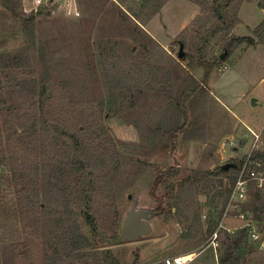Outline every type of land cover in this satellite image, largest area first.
I'll use <instances>...</instances> for the list:
<instances>
[{"label": "rangeland", "instance_id": "374dc122", "mask_svg": "<svg viewBox=\"0 0 264 264\" xmlns=\"http://www.w3.org/2000/svg\"><path fill=\"white\" fill-rule=\"evenodd\" d=\"M260 2L250 0L241 6V23L232 33L255 38L257 44L228 50L206 85L178 105L179 91L189 76L201 82L205 72L190 69L189 62L178 56L181 43L186 55L192 53L194 20L201 14L193 2L76 0L79 17L51 10L27 14L23 5L18 11L23 20L35 19L31 36L0 0V57L6 61L0 70V264H45L46 245L51 246V254L57 244L56 217H78L89 242V248L79 252H70L64 242L58 249L65 251V257L58 264H96L94 255L104 250H111L120 264H135L139 256L166 262L167 257L192 250L198 254L190 264L219 261L221 244L205 243L213 239L210 219L220 216L212 209L215 191L210 192L205 183L188 185L185 180L193 171L215 170L234 158L246 159L254 145L246 125L257 133L263 130L264 137V42L254 36L264 20ZM225 48V39H210L207 58L215 61ZM46 73L54 88L45 106L48 119L65 132L85 128L98 158L117 151L116 162L97 169L119 197L116 238L101 235L96 240L82 219L86 205L68 206L80 174L65 165L71 142L42 125L38 100L40 79ZM172 128L178 130L167 141L163 135ZM31 142H38L32 153L46 164L29 186L32 173L24 172L18 156ZM235 146L240 148L238 155ZM51 179L61 188L53 213L34 203L36 189L43 202L45 184ZM250 199L244 205V218L232 216L222 222L221 216L218 236L222 241L223 230L251 228L244 264H264V215L261 221L253 220ZM134 201L141 209L161 207L162 214L151 220V234L126 242L120 231ZM25 255L27 261L18 260Z\"/></svg>", "mask_w": 264, "mask_h": 264}, {"label": "trees", "instance_id": "16d2710c", "mask_svg": "<svg viewBox=\"0 0 264 264\" xmlns=\"http://www.w3.org/2000/svg\"><path fill=\"white\" fill-rule=\"evenodd\" d=\"M189 1L196 4L201 9V14L194 20L193 36L191 39L192 53L185 55L183 60L189 62L190 69L196 70L201 68L205 72L201 82H198L192 75L189 76V79L182 85L181 90L179 91V97L176 99L178 105H184L190 98L194 97L197 91L206 85L215 66L223 63L220 58H217L215 61H211L207 58V48L210 39L219 37L225 39L226 47L231 53L242 44H248L250 46H255L257 44L255 38L236 37L232 35L234 29L241 23L239 17L241 6L246 1L250 0ZM260 1L261 8L264 10V0ZM2 4L3 7L16 19L23 21V28L29 35H31V27L34 24L35 19L30 17L23 20L21 13L18 12L22 9L21 0H2ZM254 36L258 38L260 42H264V20L254 30ZM5 62V58L0 57V70L5 67ZM40 80L41 91L38 103L42 110V125L45 129H54L60 135L62 134L63 138H66L71 142V152L65 165L75 167L80 174L79 186L77 191L71 195L70 200H68V206L72 205L73 202L84 203L86 205L82 219L84 220V223L91 228L96 240L99 241L101 235L116 238L119 235L117 233L119 221V197L112 190V187H110L111 184H107L106 178H102V176L97 173V169L105 167L107 163L116 162L117 159H119L117 151L116 149L113 151H107L104 156L98 158L84 135L85 128H78L77 131H72L69 128L65 132L58 125L52 123L45 113L46 103L54 95L51 76L49 73H46ZM2 88L3 84L0 78V91ZM181 106L177 107L182 109ZM185 113H187V111H185ZM177 130L178 128H172L169 131H166L163 135L164 138L167 141H172ZM37 143L31 142L28 147L25 146L24 154L18 156V158L23 159L21 167L24 172L32 173L30 177L27 178L29 186L34 184V179L39 178L41 165H44L45 167L46 164V161H43V164H41L32 153L34 148L37 147ZM244 161L245 159L231 160L230 163L236 164V168H230L227 171L221 166L215 170H207L203 172L193 171L185 180V184L188 185L199 186L205 183L207 188L211 189L210 192L213 190L215 191L214 196H212V209L220 214V216L217 220L210 219L208 231L211 234L217 231L219 220L226 205L227 197L236 183ZM52 162H55V159H53L51 163ZM250 162H261L264 165V149H255L251 154ZM53 181L56 180L51 179L49 183L45 184L43 191L45 199L42 203L38 200L40 194L37 189L34 197L35 200L33 199L36 205L42 206V208L49 213H53L52 208L55 207L56 202L60 199L59 193L61 188ZM253 190L250 194V204L253 206L252 212L254 214L253 220L261 221L264 215V194L258 190L253 193ZM204 194L207 195L209 192H204ZM158 210H161V208ZM67 211L68 209L59 210L56 213L60 214ZM77 219L78 217L73 219H65L62 217L54 218L55 221H53V228L55 230L53 234L57 244L51 254L48 252V249L51 246H49V244L46 245L47 252L45 264H58L59 259L63 258L65 254V251L58 248L65 246L64 242H68L67 246L70 252H79L89 248V242L85 236L82 235ZM67 222H69L70 225H68ZM223 232L225 235L224 240L220 241L219 236L217 238V243L221 244L218 251L220 256L218 264H244L250 249L252 236L251 228L243 227L233 233L228 232L227 230H223ZM35 242L37 241L35 240ZM28 247L36 250V252L40 251L39 249L34 248L33 244H29ZM38 255L40 254L38 253ZM28 259L29 258L26 255L18 257V260L21 262L27 261ZM94 262L96 264H120V261L111 250H104L95 254Z\"/></svg>", "mask_w": 264, "mask_h": 264}, {"label": "built area", "instance_id": "2783aa9c", "mask_svg": "<svg viewBox=\"0 0 264 264\" xmlns=\"http://www.w3.org/2000/svg\"><path fill=\"white\" fill-rule=\"evenodd\" d=\"M22 8L24 5L25 13H39L44 10L52 12L62 11L70 17H79L80 11L76 0H21ZM30 6L29 8L27 7ZM254 145L251 153L245 159L239 172L234 187L231 189L226 205L222 214L221 221L224 222L229 217L244 218V205L248 201L251 191L256 189L264 194V165L261 162L252 163L250 157L255 149H264V141L261 134L253 133ZM222 222L219 227H223ZM218 231L213 234V240L217 242ZM217 245V244H214ZM183 255L177 256L172 260H166L165 264H189Z\"/></svg>", "mask_w": 264, "mask_h": 264}, {"label": "water", "instance_id": "95a60500", "mask_svg": "<svg viewBox=\"0 0 264 264\" xmlns=\"http://www.w3.org/2000/svg\"><path fill=\"white\" fill-rule=\"evenodd\" d=\"M227 53L228 48L226 47L225 52L220 56L222 61L225 60ZM185 55L184 44L181 43L178 56L182 59ZM252 103L256 105V99H253ZM221 167L227 171L230 168H236V164L228 162ZM129 199H132L131 195ZM159 214H162V209L159 211L157 209H141L139 208V203L134 201L120 231L122 240L129 242L149 235L152 232L151 220Z\"/></svg>", "mask_w": 264, "mask_h": 264}, {"label": "crops", "instance_id": "0c3cea01", "mask_svg": "<svg viewBox=\"0 0 264 264\" xmlns=\"http://www.w3.org/2000/svg\"><path fill=\"white\" fill-rule=\"evenodd\" d=\"M215 95V94H214ZM224 105H225V107L227 108V109H229V107L228 106H226V103H224ZM233 112V111H232ZM246 127H247V129L249 130V133H252V135H253V133H257L254 129H253V127H252V125H246ZM263 131V130H262ZM260 132V133H257V134H261V139L262 140H264V137L262 136V134H263V132ZM244 143H246L245 144V147L247 146V142H243V144ZM253 144H254V141H253ZM248 145L250 146L251 144H249L248 143ZM248 146V147H249ZM234 148V150H235V155L237 154L238 155V153H239V149H237V146H235V147H233ZM251 152V151H250ZM250 152H249V154H250ZM233 154V155H234ZM248 155V154H247ZM234 159H236V158H234ZM154 219V218H153ZM152 219V220H153ZM234 221V220H233ZM151 224H152V232H153V230H154V226H153V222L151 221ZM151 232V233H152ZM150 233V234H151ZM206 244L207 243H209V244H212V246H214L213 244H216L217 242L216 241H214L213 239H209V241H207V242H205ZM204 243V244H205ZM209 244H208V246H209ZM207 246V245H206ZM215 247V246H214ZM197 254H198V252L196 251V250H192V251H188V252H186V253H184V254H179V255H183V256H189V255H192V260L189 262V264L190 263H192V262H194V259L196 258V256H197ZM178 255V256H179ZM172 258H174V257H167L165 260H169V259H172ZM164 260H158V259H153V258H151V257H145V256H143V257H141V256H139L138 258H137V260H136V264H164ZM216 264H218V258H217V262H216Z\"/></svg>", "mask_w": 264, "mask_h": 264}, {"label": "bare ground", "instance_id": "6f19581e", "mask_svg": "<svg viewBox=\"0 0 264 264\" xmlns=\"http://www.w3.org/2000/svg\"><path fill=\"white\" fill-rule=\"evenodd\" d=\"M185 258V261H191L192 260V257L189 255V256H184Z\"/></svg>", "mask_w": 264, "mask_h": 264}, {"label": "flooded vegetation", "instance_id": "af4514ba", "mask_svg": "<svg viewBox=\"0 0 264 264\" xmlns=\"http://www.w3.org/2000/svg\"><path fill=\"white\" fill-rule=\"evenodd\" d=\"M160 208H161V207H160ZM160 208H159V209H160Z\"/></svg>", "mask_w": 264, "mask_h": 264}]
</instances>
